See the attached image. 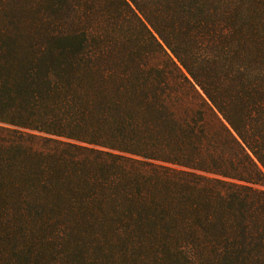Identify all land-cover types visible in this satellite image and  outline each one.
<instances>
[{
  "label": "trees",
  "instance_id": "trees-1",
  "mask_svg": "<svg viewBox=\"0 0 264 264\" xmlns=\"http://www.w3.org/2000/svg\"><path fill=\"white\" fill-rule=\"evenodd\" d=\"M0 264H264V0H0Z\"/></svg>",
  "mask_w": 264,
  "mask_h": 264
}]
</instances>
